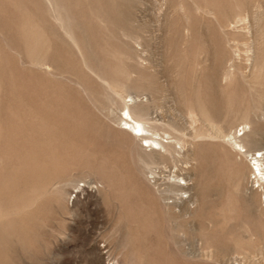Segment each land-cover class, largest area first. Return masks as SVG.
I'll use <instances>...</instances> for the list:
<instances>
[{
	"label": "rangeland",
	"instance_id": "obj_1",
	"mask_svg": "<svg viewBox=\"0 0 264 264\" xmlns=\"http://www.w3.org/2000/svg\"><path fill=\"white\" fill-rule=\"evenodd\" d=\"M54 2L0 0V264H264L262 192L238 181L264 154V0ZM109 83L193 160L119 133ZM245 118L237 154L193 137Z\"/></svg>",
	"mask_w": 264,
	"mask_h": 264
},
{
	"label": "bare ground",
	"instance_id": "obj_2",
	"mask_svg": "<svg viewBox=\"0 0 264 264\" xmlns=\"http://www.w3.org/2000/svg\"><path fill=\"white\" fill-rule=\"evenodd\" d=\"M52 4L57 7L56 2H54V0H52ZM50 10V9H49ZM52 13V12H51ZM59 20V19H58ZM52 21V20H51ZM55 21V20H54ZM61 23V26L65 32L67 37L70 39V41L72 40L71 37L69 36V30L68 28L66 29V25L62 22V20H59ZM59 24V23H58ZM230 24V23H229ZM63 36V35H62ZM69 41V40H68ZM69 41V42H70ZM256 41V40H255ZM258 43V42H257ZM71 44L73 45V47H76V44L73 42H71ZM257 48V47H256ZM255 50V49H254ZM37 52V51H36ZM257 56V55H256ZM44 61V60H43ZM39 62V61H38ZM49 62V61H48ZM45 63V62H44ZM255 63V62H254ZM47 64V63H46ZM252 70V69H251ZM87 72V71H86ZM225 73V72H224ZM254 73V72H253ZM249 74V73H248ZM226 73L223 75L225 77ZM248 76V75H247ZM251 76V75H250ZM230 77V76H229ZM100 80L104 81V79L99 78ZM105 84V83H104ZM108 85L106 88L111 90L115 95H117L116 99L113 102L114 109H110V111L108 112V116H111L114 122H117L119 124H122L121 128H118L117 131L121 134H124L128 137H130L131 139L135 140L136 138L140 139V141L146 143V147L149 149V152L155 156L158 155L159 157H161L162 155L160 154L159 150H162L166 155L171 154L172 152H174L175 150V146H178V150H185V157L187 162L193 160L191 155H188L189 151L188 149L186 150V140L184 139V135L185 133H183L182 135L179 136H175L171 133L166 134V140L165 142L157 140L156 138L153 137H159L160 135L158 134V126L156 124H154L153 122H151V119L148 118V111H146V107L139 101H136L134 99H131L129 97L128 101H124V99H121L123 97V95L126 93V91L124 90L122 85H114L112 83L106 84ZM105 88V89H106ZM110 91V92H111ZM130 92V91H129ZM114 96V95H113ZM112 96V97H113ZM106 97V96H105ZM109 98V97H108ZM111 98V96H110ZM113 99V98H111ZM121 99V100H119ZM112 101V100H111ZM143 102V101H142ZM145 103V102H144ZM109 104V103H108ZM122 111V116H115L114 115V110L115 109H120ZM193 110V109H192ZM184 111V110H183ZM200 111V110H198ZM197 111V112H198ZM120 112V111H119ZM199 113V112H198ZM121 114V113H120ZM199 115V116H198ZM186 117H188L189 122L191 124L195 123L198 120H203V115L201 116L200 114H197L194 111H189L186 112ZM195 117H198L197 119ZM205 117V116H204ZM212 117V116H211ZM210 118V117H209ZM213 119V118H210ZM208 121V123L206 124L208 126V128L206 129V133L205 134H196L193 137L194 138H201V139H207L208 140H212L214 138H224L227 137L228 138V142L227 145L229 146L228 149L237 154L238 149H243L245 146L243 145V137L245 135L244 129L246 126H250L252 123L250 120L248 119H243L242 120V128L240 131H242L241 135L239 138H236L235 136H231V135H226L223 132H221V130H219L220 128H218L216 126V124L210 120ZM252 120V119H251ZM110 121V119H109ZM199 121V123H200ZM204 122V121H203ZM202 123V122H201ZM195 125V124H193ZM205 126V125H204ZM193 128V127H192ZM195 128V127H194ZM193 128V129H194ZM201 128V127H200ZM199 128V129H200ZM222 128V127H221ZM127 130H130V132L132 131L133 133L130 134L127 132ZM202 131V130H201ZM117 132V133H118ZM200 132V131H199ZM198 132V133H199ZM225 132V131H224ZM166 133V132H165ZM164 133V134H165ZM202 133V132H200ZM226 133V132H225ZM149 134V135H148ZM193 135V134H192ZM187 136V135H186ZM185 136V137H186ZM247 136V135H245ZM160 139H162L161 137H159ZM225 138V139H227ZM215 140V139H214ZM227 141V140H226ZM248 142V141H247ZM198 146V145H196ZM141 149L143 148L142 146H140ZM192 147V146H191ZM246 148V147H245ZM158 149V150H157ZM237 150V151H236ZM177 151V150H176ZM248 151V150H247ZM246 150H244V153H247ZM175 154V153H174ZM173 154V155H174ZM179 154V152H178ZM257 154V156H256ZM172 156V155H171ZM138 157V156H137ZM156 158V157H154ZM149 159V158H148ZM172 159V158H171ZM182 159V158H181ZM150 160V159H149ZM156 160V159H155ZM164 160V159H163ZM144 161V160H142ZM148 161V160H147ZM145 161V162H147ZM251 161L253 162L252 165L249 167L248 164H246L244 161H241V166H242V171H239L238 175H239V180L240 183H242V186L244 187L245 183L248 182V175H252L253 176V180L250 181L251 185L256 184V187H252V191L254 193H257L258 191H261L263 199H264V154L260 153V152H255L253 153V155H251ZM163 162V161H162ZM191 163V162H190ZM194 164V163H192ZM144 165V164H143ZM140 166V165H139ZM148 166V165H147ZM147 168V167H146ZM145 168H142V174H146V171L144 170ZM150 170V169H149ZM185 171L184 175H180L179 173L176 174L174 173V175L172 176V178H178L180 176V178H178V181H182L181 183L176 184V186H169L167 189H165L163 191V194L166 193H174L176 191H189L192 190V186H188L186 185L185 181H189L191 174L189 173V168L186 169H182ZM191 171V168H190ZM171 173V172H170ZM236 173V174H237ZM149 174V173H148ZM183 174V173H182ZM157 175V174H156ZM186 180H184V179ZM172 180V179H171ZM148 182V179L146 180ZM188 183V182H187ZM244 183V185H243ZM155 184V183H154ZM166 185V184H165ZM243 187H241V189L243 190ZM244 191V190H243ZM160 192V191H159ZM256 195V194H255ZM165 195H161V199H165L164 198ZM169 197V196H168ZM194 199V196L190 197V200ZM174 200V199H173ZM197 201V200H196ZM169 204V203H168ZM173 207V205H172ZM4 233V232H3ZM3 236V235H2Z\"/></svg>",
	"mask_w": 264,
	"mask_h": 264
}]
</instances>
